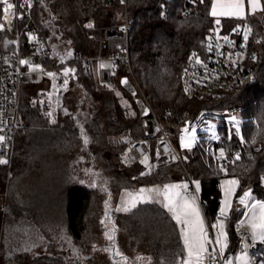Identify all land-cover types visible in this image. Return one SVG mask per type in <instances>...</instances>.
<instances>
[{"label":"trees","instance_id":"trees-1","mask_svg":"<svg viewBox=\"0 0 264 264\" xmlns=\"http://www.w3.org/2000/svg\"><path fill=\"white\" fill-rule=\"evenodd\" d=\"M211 4L198 0L185 13V0H35L30 23L39 27L49 60L98 54L105 28L121 23L127 9L135 20L130 79L143 104L148 101L158 114L172 118L212 109L199 123L204 118L225 121L226 111L238 110L243 121L239 134L221 124L214 148H207L211 139L200 135L182 154L183 163L156 165L151 151L146 170L140 161L118 160L125 137L143 135L145 116L133 99L135 110L124 107L113 91L98 83L95 71L80 73L75 84L85 98L69 102L65 95L52 121L23 99L12 157L0 164L3 264H181L185 247L180 227L163 204L148 201L123 211L119 195L125 188L184 178L186 171L201 181L199 199L208 223L220 214L224 176L239 180L237 197L253 188L252 195L264 200V18L224 19L229 27L245 25L262 36L250 48L255 81L208 103L182 86L190 52L202 45L205 29L215 21ZM89 16L93 28L86 25ZM5 36L0 32V51ZM89 97L99 102L84 106ZM237 151L241 157L230 165ZM83 172L96 181L87 184L79 177ZM240 215L230 219L232 252L238 243L234 223Z\"/></svg>","mask_w":264,"mask_h":264},{"label":"built area","instance_id":"built-area-1","mask_svg":"<svg viewBox=\"0 0 264 264\" xmlns=\"http://www.w3.org/2000/svg\"><path fill=\"white\" fill-rule=\"evenodd\" d=\"M197 1L185 0L184 12L188 13L191 4ZM8 2L15 7L8 10L6 22L2 6L0 16V22L5 25L2 32L6 34L5 49L0 51V136L5 137V140L0 142V158L7 161L12 157L15 135L22 126L20 106L23 99L32 108L37 109L45 120L52 121L60 112L66 93L78 81L80 73L89 69L95 71L99 84L111 82L115 70L125 72L123 77L128 75L130 78L133 73L130 31L135 23L134 18L125 9L121 23L105 28L98 54L77 55L54 62L49 60L47 46L39 27L30 23L35 0ZM20 4L26 6L20 8ZM123 4H127V0H124ZM21 13L24 15L23 20L14 19ZM85 22L86 25H92L88 28L94 27L93 16L87 17ZM205 35L202 45L193 49L188 56L182 86L189 95L208 103L217 99L222 100L255 81L256 69L250 61L249 56L252 55L250 48L257 44L262 36L254 35L248 26L227 27L222 21L210 24L205 29ZM245 35L248 37L246 41ZM224 37H227V40ZM21 60L27 63L21 64ZM197 60L200 63H197ZM104 62L109 64L106 65ZM95 63L98 65L96 69ZM65 69L73 71L65 77L63 75ZM49 73L54 75L50 76ZM144 105L148 107L149 112L143 120V135L125 137L122 149L118 153L119 162L136 163L153 151L156 165L170 164L176 160L183 163L177 145L185 132L184 129L199 124L200 119L212 109L206 107L198 115L185 112L182 116L172 118L158 114L148 101H145ZM48 113L52 115L49 116ZM237 154L235 152L229 158L230 165L238 160ZM184 178L191 184L188 191L199 197L195 191L194 174L186 171ZM246 216L247 211H244L234 223L235 234L238 237L236 253L247 251L249 264H259L264 260V244L257 241L252 246L250 232L241 225ZM208 231L213 234L210 227L206 233ZM245 243L250 245L247 249L244 247ZM211 246L213 248V244ZM202 264H224V260L217 250L213 253L211 249L204 253Z\"/></svg>","mask_w":264,"mask_h":264},{"label":"snow or ice","instance_id":"snow-or-ice-1","mask_svg":"<svg viewBox=\"0 0 264 264\" xmlns=\"http://www.w3.org/2000/svg\"><path fill=\"white\" fill-rule=\"evenodd\" d=\"M124 0H121L123 3ZM251 10L255 12L258 8H260V0H248ZM0 6H2V11L5 13V22H6V14L8 10L13 9L15 7L14 4L9 3L8 0H0ZM25 4H20V8H24ZM27 6L30 7V4ZM244 13V0H227V2H221V0H216L213 4L211 9L212 16H241ZM14 19H23V14H19L18 16L14 17ZM219 23V20L216 21ZM87 27H92L91 24H88ZM5 30V25L0 23V31ZM247 35L244 36V40H247ZM227 40V37H224ZM71 53H69L70 55ZM21 64H26L27 61L21 60ZM197 63H200L197 60ZM103 67V65H101ZM73 71L71 69H65L63 75L67 77L69 72ZM49 75H54L53 73H49ZM123 83H127L126 80L122 81ZM64 85H67V80L64 81ZM144 114H147V110L144 111ZM49 116L52 113H48ZM235 120V118H233ZM54 122V121H53ZM238 124V122H237ZM185 132H188V129H184ZM236 132H239V127L236 128ZM5 137L0 136V142H3ZM195 140V130L193 129L192 135L189 137L182 136L181 143L182 146L185 148H190L192 146V142ZM85 143H87V139H85ZM159 155V152H157ZM221 157L224 156L223 150L220 152ZM239 155L237 154L236 159H239ZM148 159L147 156L144 157L142 163L146 162ZM7 163L6 159L0 158V164ZM143 175V174H142ZM195 184V191L199 192L200 190V183L198 181L194 182ZM229 187L225 188V200L224 206L220 208V216L227 218L228 210L231 207L230 200L228 197L234 192V187L238 184L237 180H229L226 181ZM95 186V185H93ZM184 188L187 189L188 185H166L164 189L161 191L160 189H140V194L138 197H134L130 202V206L123 207V211H130L131 208L136 207L137 203L139 202H148L151 199V195L155 193L157 196H163L165 201L164 207L168 209V211L173 213L174 219L177 221L179 225H182L181 235L184 243L185 250L187 252V259L181 261V264H193V260L195 259L196 264H202V259L204 253L208 251V247L213 244V241L209 240L207 234L204 229L203 220L200 215L199 207L196 204V198L193 196L190 200L181 198L182 203L177 202L175 196L178 195L173 193V190L176 188ZM147 194V195H146ZM132 195V194H129ZM251 198V191H245L243 196L240 198L239 202L241 204H246ZM120 210V209H118ZM249 219L247 221L248 227L251 232V241L252 246H254L255 242H260L264 244V202L257 201L251 204L250 212L248 213ZM244 224V221H241V225ZM214 228H218V235L215 240L216 244L220 245V254L223 255L224 248L226 247L227 241V233L225 232V224L224 220L218 221L217 225H213ZM112 239L111 236L108 237ZM250 245L245 243L244 247L247 249ZM212 252L215 253V248H212ZM213 259L215 256L213 255ZM241 261V264H249V257L247 251H245L241 256L238 257ZM226 264H232L229 260ZM259 264H264V260H261Z\"/></svg>","mask_w":264,"mask_h":264},{"label":"rangeland","instance_id":"rangeland-1","mask_svg":"<svg viewBox=\"0 0 264 264\" xmlns=\"http://www.w3.org/2000/svg\"><path fill=\"white\" fill-rule=\"evenodd\" d=\"M215 2H216V0H212V4L210 7V13H211L212 6ZM221 2H227V0H221ZM123 17H124V14H123ZM248 17H255L258 19L264 18V0H260V8H258L255 12H253L251 10V7H250L248 0H244V13H243V15H241L239 17L230 16V15H224V16L218 15L215 17L213 16V18H215V21L219 20V21H222L224 23H225V21H224L225 18L235 19L239 22L240 20H246ZM225 24L227 27H229V24H227V23H225ZM239 25L240 24H238V26ZM232 27H237V26L232 25ZM104 64L108 65L109 63L104 62ZM97 67H98V65H97V63H95L94 68L96 69ZM125 76L129 77L128 75H125ZM122 78H123L122 71L121 70H115L111 82L106 83V84H101V85H102V87H106L109 90L113 91L119 97L121 104L124 107H127L129 110L133 111V110H135V108L133 106V102L131 99L135 100V97L128 90H126L122 87V85H121ZM85 96L86 95H85L84 91L82 90V88H80L76 84H74L73 86L70 87V90L66 93V101L76 102L79 99L85 98ZM137 97H139L138 94H137ZM83 102H84V106H89V104H94V103L97 104L99 101H97V99H95L94 97H89L87 100L85 99ZM69 106H70V104H69ZM189 113L195 114V112H189ZM233 118H235V120H233ZM242 121H243V116L238 110H234L231 112L226 111L225 112V121L220 120V119H205L204 118L202 123L193 124L192 126H190V128H188V132H184V134L182 135L185 137H189L192 135L193 129L195 130V140H194V142H192V146L190 148L183 147L182 143H181V138H180V141L178 144L179 147L176 143L177 148H178V150H180L181 154H185V152H187L188 150H191L197 144V142L200 140V135H204L206 138L211 139V142L207 145V148L208 147L214 148V145L216 144V142L221 138V135H220L219 129H218V127L221 124L226 123L228 126V129H233L235 132H236V128L239 127V132H238V134H239L241 127H242ZM237 122H238V124H237ZM200 131L204 132V134H199ZM220 152H221V149L218 152L219 156H221ZM237 153L240 156V152L237 151ZM146 156L148 157L147 161L142 163V161L144 160V158H143V159H141L140 162L144 166V168H146V170H147L148 167L150 166V158L148 155H146ZM79 177L81 179H83L87 184H93L94 181H96L93 174H91L90 176L89 175L87 176L83 172V173H81V176H79ZM229 180H237L238 184L234 187V192L228 197V199L230 200L231 207L228 210L227 218L225 219L224 217H221L219 214L214 219H211L210 223H208L206 218H205L199 197L196 194L190 193L188 191V188L184 189V188H179V187L174 189L173 193L174 194L178 193V195L175 196V199L177 200L178 204L182 203L181 198L190 200L193 196H195L196 204L199 207L200 215H201V218L203 220L205 232L209 227L211 228V230L213 232V234H211L208 231L206 233L207 237L209 240L213 241V244L217 245L219 249H220V245L215 243V240H216L217 235H218V228H214L213 225H217L218 221L224 220L225 232L227 233V241H226V247L224 248V251H223V258H224L225 264L229 260L232 262V264H234V253L235 252L229 251V245H230L229 227H230V221H231L230 219L232 218L231 216L233 214L243 213L244 211H247V216L244 219L243 225L250 232L247 221L250 218L248 213L250 212L251 204L255 203L257 201H260V202H263V201L260 199H257L254 195L251 196V198L246 202V204H241L239 201H236V198H237L236 194H237L238 189H239V180L237 179V177H234V176H224L221 179L222 197H221L220 208L224 206L225 188L229 187L227 184H225V182L229 181ZM195 181H198L200 183V190L198 192V194L200 195L202 192L201 181L198 178H195L194 182ZM99 182H101V180H99ZM183 184H187L188 186L191 185L190 183H188L186 181L185 178H176V179L166 180L165 182H152V183L142 184L136 189L125 188L121 191V193L119 195V204L121 206V209H123V207H125V206H130L129 202L134 197L139 196L140 189H142V188L143 189H154L155 188V189H160L162 191L166 185H183ZM129 194H132V195H129ZM150 201L160 202L163 205L165 203L163 196H157L155 193H153L151 195ZM140 203H143V202H139V203H137V205H139ZM113 204H115V203H113ZM248 206H249V208H248ZM170 213L173 216V213L172 212H170ZM179 227H180V231H181L182 225H179ZM3 231H4V227H3V221H2V213H0V243H2ZM22 233H23V235L26 234V232H22ZM18 235L19 234H17V236ZM250 235H251V232H250ZM206 247H208V246H206ZM243 253L244 252L237 254V256L235 258V260H236L235 264H241V261L238 259V257L241 256ZM3 259H4V256L0 255V264H3L2 263ZM186 259H187V252L185 250V253H184L181 261L186 260ZM126 264H129V263H126ZM193 264H196L195 259L193 260Z\"/></svg>","mask_w":264,"mask_h":264},{"label":"water","instance_id":"water-1","mask_svg":"<svg viewBox=\"0 0 264 264\" xmlns=\"http://www.w3.org/2000/svg\"><path fill=\"white\" fill-rule=\"evenodd\" d=\"M0 23H2V22H0ZM0 32H2V31H0ZM124 80H126L127 83H123L122 81H124ZM121 85H122V87H123L124 89L128 90V91H129V92L135 97V102L137 103V105H138V107H139V109H140V113H141V115L146 116V115L148 114V112H149V109H148L147 106H145V105L143 104V102L141 101L140 97H137V89H136V87L134 86V84L131 82V80L129 79V77L124 76V77L122 78V80H121ZM63 92H64V90L62 91V94H63ZM145 110H147V114H146V115L144 114V111H145ZM249 190L251 191V195H252V193H253V188L247 189V190H245V191H249ZM245 191H244V192H245ZM244 192L236 198V201H239V200H240V198L243 196ZM246 202H247V201H246ZM211 249H212V246H209V249H208V250H211Z\"/></svg>","mask_w":264,"mask_h":264},{"label":"crops","instance_id":"crops-1","mask_svg":"<svg viewBox=\"0 0 264 264\" xmlns=\"http://www.w3.org/2000/svg\"><path fill=\"white\" fill-rule=\"evenodd\" d=\"M130 79V78H129ZM209 247V246H208ZM213 248H215V250H217L219 253H220V249L218 248V246L217 245H215V244H213ZM209 249V248H208ZM237 254H239V253H234V264H235V262H236V260H235V258H236V256H237ZM222 257H223V255H221ZM223 260H224V258H223ZM224 264H225V261H224Z\"/></svg>","mask_w":264,"mask_h":264}]
</instances>
